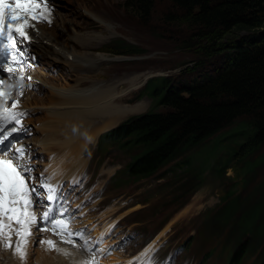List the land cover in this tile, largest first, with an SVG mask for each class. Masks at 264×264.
Here are the masks:
<instances>
[{
    "label": "trees",
    "instance_id": "trees-1",
    "mask_svg": "<svg viewBox=\"0 0 264 264\" xmlns=\"http://www.w3.org/2000/svg\"><path fill=\"white\" fill-rule=\"evenodd\" d=\"M160 4L170 9L161 21L187 26L190 35L185 47L197 49L202 60L190 70L189 82L173 83L172 77L149 81L142 91L163 109L132 117L112 131L111 138L123 141L122 146L142 149L134 155L131 173L152 175L215 136H227L238 144L232 163L243 165V175L264 169V33L260 41L224 43L225 36L237 27H264V0H123L124 9L143 26L154 21ZM120 47L110 53L144 55L123 44ZM245 199L240 196L238 200ZM238 212L225 214L236 216ZM246 215L256 224L230 228L228 245L234 249L230 264H241L248 253L258 249L264 264V204L241 211V218Z\"/></svg>",
    "mask_w": 264,
    "mask_h": 264
},
{
    "label": "rangeland",
    "instance_id": "rangeland-1",
    "mask_svg": "<svg viewBox=\"0 0 264 264\" xmlns=\"http://www.w3.org/2000/svg\"><path fill=\"white\" fill-rule=\"evenodd\" d=\"M82 10L98 18L102 25L93 26L92 19L90 20L89 17H86ZM157 11L158 15L154 21L149 26H143L136 17L124 9L123 0H76V3L66 7L63 14L64 19L62 16L59 26L57 25L55 30H51L52 34L57 35L62 40L60 41V39L56 38V41H59L63 46H67L70 49L73 46L76 47L77 53L81 54V52L86 51L85 53L92 55V60L99 61V58L103 60L101 64L98 62L90 71L86 70L87 72H83L82 74H74L75 76L72 77L74 81L72 79L70 82L76 85L79 78H81L80 80H82V77L94 78L98 74H103L102 79L107 80L108 76H111L110 64L113 71L128 68L139 71L150 70L154 74L151 72L149 75L159 76V73L164 74L172 77L173 83H177L180 80L185 83L189 82L188 80L190 79H186V77L190 78L192 76L190 70L195 68L202 58L197 55V49L185 47L184 42L190 35L187 26H171L161 21L163 14L170 11L169 6L160 4L157 7ZM105 29L108 31H105ZM115 32L118 34V38L112 39L114 42L111 40L112 43L108 46V49L101 53L91 51L92 49L85 44H82L83 46L80 47L78 46L79 48L77 47V43L79 42L77 36L80 34L83 36L91 34L93 39L104 37L109 40ZM263 33L264 27L260 30L237 27L232 33L225 36L224 43L238 42L240 40L248 41L251 39L260 41ZM121 44L124 47L138 49L144 55L119 56L110 53L111 51L120 50ZM109 60L113 61V63L109 62ZM49 64L51 63L49 62ZM62 67L64 72L66 71L65 73L68 74L67 68L64 65ZM86 68L88 69L87 65L84 69ZM38 71L39 73H45L46 69L39 65L36 68V72ZM81 71L83 70L80 69ZM142 75H134L132 77L134 79L130 78L131 76L118 79L122 85L120 89L118 88V93H124L132 88L131 83L129 85L125 84L129 78V82L134 81L138 85L143 83L144 79L142 80ZM54 76L57 75L54 74ZM46 77L50 79L49 81L56 79L59 80V83L63 81V78H59V76L54 79L49 75H46ZM135 92L132 91L130 95L126 93V96L119 105L125 107L130 104L127 107H132L142 103L143 109L141 111L144 113L153 106L152 100L144 98L139 100L137 104H134L130 101V98L132 97L131 99H133ZM32 93H37V91ZM38 93L39 96L45 95L43 92L38 91ZM162 109L158 107L155 110ZM237 145L234 139L227 136H215L200 147L192 150L188 155L180 157L177 162L175 161L174 164L169 165L163 170V179L166 182H173V184L165 185L166 182L161 184V182L158 183V178H154L143 180L139 184L131 186L133 193L134 190H136L135 193L139 192L138 196H136L138 198L133 197V205L136 204V201L147 204L145 210L139 211L140 213L137 212L140 217H143L137 220L144 221V219L148 218L150 221L147 220L149 224L145 228L149 232H153L157 226L162 224L164 220L181 207L179 212L170 220L167 229H171V233L169 234L176 243H178L177 238H175L177 235L179 245L183 250V261L186 264L192 262H194L193 264H228L229 254L227 251L222 250L223 242L208 237V233L210 232H204L200 228L202 225L199 224L202 221L211 223L213 215L217 212L223 213L225 210L229 212L236 210L240 211L238 212L240 214L241 211H246L259 203L264 204V169H258L253 174L243 175L241 173L243 165L232 163L233 152L238 147ZM111 156L115 157L116 161H121L124 165L127 162L117 148L112 149ZM178 162L180 164L179 167ZM227 168H230L227 176H222L224 170ZM192 176L193 183H191ZM198 188L200 193L198 192L194 197H191ZM252 195H254V199L253 197L250 199ZM240 196L243 198L247 197V199L240 202L238 200ZM213 200H216V203L212 204ZM238 202L242 205L240 206ZM226 221L228 225L242 224L249 226L256 224L255 219L248 215L242 218L230 217ZM191 232L192 234H190ZM194 234L195 236L192 238ZM223 238H225L224 235ZM168 253L169 248L166 249L164 258L171 262L172 258L168 256ZM208 253L211 254L209 259H207ZM259 253L249 255L243 264H260L258 261Z\"/></svg>",
    "mask_w": 264,
    "mask_h": 264
},
{
    "label": "bare ground",
    "instance_id": "bare-ground-1",
    "mask_svg": "<svg viewBox=\"0 0 264 264\" xmlns=\"http://www.w3.org/2000/svg\"><path fill=\"white\" fill-rule=\"evenodd\" d=\"M56 38L60 39L52 33L40 35L42 50L40 52L50 53L57 62L69 65L72 69H75V72H79L80 69L84 70L87 64L91 68L93 65L91 54L85 53L86 51L81 52V54L77 53L76 47L73 46L72 49L65 47L59 41H56ZM77 38L79 39L77 47L83 46L82 44L89 47L90 41H93L91 34L85 36L80 34ZM60 41L62 40L60 39ZM57 51H61L62 56L56 55ZM38 59L41 60L40 66L45 68L46 72L39 73L38 71L32 76L34 79L43 82L44 86L36 85L37 90L45 92V95L39 96L37 93H32L34 91L30 92L28 90L26 91L25 103L34 111L38 109L37 105L44 106L46 110L41 121L46 120L44 129H50V135L47 137L48 143H42V147L50 150L53 143L60 144L65 151V157L71 159L69 163L71 169L77 164V159L83 155V148L88 141L94 142L102 132L110 129L123 118L142 112V103L132 107H122L123 105L115 103L117 99L127 93H118L120 85L116 80H111V83L93 82L89 89L78 88L81 86L82 80L77 85L72 86L68 77L67 80L63 78L61 83L57 79L56 81H49L50 79L46 75L54 77L53 64H49L44 57L40 56ZM130 83L132 84L131 87L133 86L132 90L138 87L134 81H130ZM34 105L35 107H33ZM60 137L64 138L63 142L56 140ZM57 159L58 156L49 163L57 166ZM167 231L162 232L160 238ZM107 263L108 260L105 261V264ZM108 264H116L115 259L111 258Z\"/></svg>",
    "mask_w": 264,
    "mask_h": 264
},
{
    "label": "snow or ice",
    "instance_id": "snow-or-ice-1",
    "mask_svg": "<svg viewBox=\"0 0 264 264\" xmlns=\"http://www.w3.org/2000/svg\"><path fill=\"white\" fill-rule=\"evenodd\" d=\"M52 9L48 7L47 0H0V70L9 74L8 78H12V74L17 71L13 65H20L23 67L21 60L24 57L26 49H22L26 41H30L31 37L28 34L29 29H34V24L31 21L51 23ZM31 66V65H28ZM31 81V77L27 78ZM24 77L21 76L17 80V84L22 88V81ZM4 84V80L0 79V85ZM17 85H9L14 88ZM31 87V83H29ZM17 97L22 96L23 92L18 91ZM11 97L10 92L0 90V98L4 101ZM18 99L14 100L11 108L0 106V217H6L10 222L8 225L3 223L0 219V235L5 234V229L10 228L12 221L21 225L23 231L16 230V235L21 239L15 245V251L23 259L26 256L22 248V243L26 244V237L31 234L29 225L36 223V216L30 211L35 203L33 195L39 198L42 193L37 190V187L29 186L30 175L25 176V173L30 174L32 169L27 165L20 164L18 161L24 157V147L16 148L15 153L8 157L9 151L12 149V140L15 139L14 133L18 131L15 125L20 124L17 118L22 115L15 111L18 107ZM9 124L13 126L8 127ZM11 138V139H10ZM17 161V163H13ZM47 191V200L52 201L56 199L55 189L41 178L39 185ZM61 215H63L61 213ZM43 220L48 221L53 229L60 228L64 232L66 225L62 220H56L52 215L51 210L43 213ZM38 230L46 231V228H38ZM68 235H72L68 233ZM75 235L81 236L78 232ZM10 241V236H9ZM72 242V241H68ZM39 243H46L50 247H55L53 241H39ZM74 243V242H73ZM5 248L13 247L10 242L4 244Z\"/></svg>",
    "mask_w": 264,
    "mask_h": 264
}]
</instances>
